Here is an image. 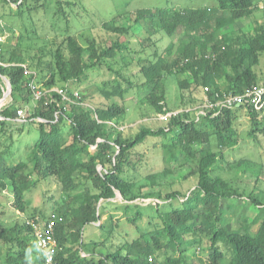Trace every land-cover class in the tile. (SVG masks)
Returning a JSON list of instances; mask_svg holds the SVG:
<instances>
[{
    "label": "trees",
    "instance_id": "obj_1",
    "mask_svg": "<svg viewBox=\"0 0 264 264\" xmlns=\"http://www.w3.org/2000/svg\"><path fill=\"white\" fill-rule=\"evenodd\" d=\"M218 2L217 11L223 16L217 19V28L249 17L255 10L254 0ZM208 10L195 8L187 11L174 7L142 9L135 13L133 24H141L150 36L159 31L174 35L179 27L186 31H201V27L208 24ZM103 27L118 36L99 44L95 38L88 39L87 48L75 37L69 36L56 47L54 65L48 63L42 68L43 63L38 60L37 68L50 73L44 83L50 86L58 82L66 84L81 80L89 70L103 66L107 58L129 49L124 41H120V37L131 32V25H116L114 19L103 23ZM3 33L0 28V34ZM211 42L212 37L207 36L202 41L196 34L191 41L178 48L174 57L171 42L166 48L167 54L158 55L155 52L153 60L140 66L139 76L151 87L146 98L156 114L174 110L166 100L165 78L168 75L189 71L192 81L179 80L181 86L196 88L208 85L211 98L216 93L242 92L246 87L258 83L254 67L259 63L260 53H264V24L260 25L255 36L245 38L247 45L243 46L238 39L225 36ZM9 45L3 46L0 41V62L5 64H0V73L9 79L13 99L2 114L11 119L19 107L25 108L33 100L26 89L28 79L21 64L35 71L37 69L27 64V58ZM209 46L212 47L210 52ZM86 52L87 61L84 57ZM127 66L128 63L120 70H113L116 74L113 79L107 77L103 80L116 87L121 99L127 92L120 83ZM115 95V92H109L106 96L112 97L113 101L96 107L65 105L66 102L61 99L58 105L47 97L33 106L29 119L41 117L46 122L38 123L39 137L31 148L28 161L13 163L5 157L4 151H0V220L9 218L10 202L13 211L26 212V193L32 176L50 178L63 191L60 195L62 205L57 210L62 219L56 223L54 230L59 264H184L188 257L185 238L200 232L210 239L205 264H221L226 256L221 250V241L231 247L229 264H264V203L257 195L241 191L240 187L234 188L228 178L212 174L219 162L226 163L227 168L231 167L232 161L224 158L223 149L238 144L240 135L237 124L243 112L248 114L252 123L248 135L256 139L258 134L264 135V116L259 118L256 111L251 108L245 110L243 106L224 108L214 115L208 113L200 120L183 112L170 116L164 126L152 128L139 125L135 132L127 135L107 122L123 125L121 118L127 107L116 100ZM81 100L85 101V97L81 96ZM58 110L61 113L55 121ZM95 114L102 122L95 118ZM66 120L70 122L67 139L61 130V123ZM8 121L12 120H0V123ZM149 137L167 139L159 144L161 154L154 152L150 156L142 149L151 141H148ZM98 138L101 141L97 142ZM94 144L97 146L92 151L90 146ZM204 145L207 146L205 150ZM151 160L159 167L151 168ZM190 161L195 163L196 187L188 194L174 190L165 192L158 180L166 179L173 173L174 162L184 166ZM235 162L250 164L252 161L241 159ZM99 166L102 167L100 171ZM83 183L87 185L80 189ZM118 194L123 206L116 205L115 208L124 210L125 215L121 217L105 208V202ZM234 197L247 198L252 201L253 207L258 208V214L253 218L245 212L236 216V221H243L241 228H235L231 217L222 207L223 199ZM140 199H157L160 202L134 204ZM176 200H181L183 206H174ZM130 209H133L132 214L129 213ZM41 214L42 221L51 215ZM103 215H106V219H103ZM88 224L105 231V237L88 240L83 231ZM123 224L133 233L120 230ZM255 226L257 228L253 230ZM0 238L7 243L6 264H44L32 235V227L26 219L0 227ZM114 238L119 241L111 248L107 244ZM103 246H106L107 252L95 251ZM34 253L37 256L34 257ZM186 264L197 263L191 261Z\"/></svg>",
    "mask_w": 264,
    "mask_h": 264
},
{
    "label": "rangeland",
    "instance_id": "obj_2",
    "mask_svg": "<svg viewBox=\"0 0 264 264\" xmlns=\"http://www.w3.org/2000/svg\"><path fill=\"white\" fill-rule=\"evenodd\" d=\"M254 2L255 10L251 16L235 20L229 25L217 28V19L223 16L221 12L217 11L218 0H25L20 5L19 3L11 4L10 2L1 1L0 28L3 29L4 33L0 34V41H2L3 46L9 44V46H14L17 53L27 58V64L29 63L31 66L36 67L37 71H40H38L39 80L44 81L50 73L48 70L42 72L40 68H37L38 60L43 63L42 68L47 66L48 63H53L54 65L55 49L67 37H75L80 44L87 48L88 39L95 38L99 44L106 43L114 36H118L106 30L103 27V23L116 19V25H131V32L120 37V41H124L129 49L118 52L113 58H107L103 66L89 70L86 77L81 80L68 81L66 84L57 83L60 86L80 91L81 96L85 97V104L91 107L110 104L113 99L112 97H107L106 94L115 92L117 96L113 97L127 107L125 115L121 118V124L124 125V130L121 131L129 135L135 132L139 125L157 128L166 125L169 120L159 119V114H156L149 105L146 95L151 91V87L139 76L140 66L153 60L155 52L158 55L167 54L166 48L171 42L174 46L172 54V57H174L178 52V48L191 41L196 34L202 41L207 36L208 38L212 37L213 42L225 36L229 37V39H238L239 42H243V46L247 45L245 44V38L255 36L260 25L264 24V0H254ZM166 7L187 11L195 8H208V24H204L201 27V31H186L185 28L179 27L178 32L174 35L159 31L151 36L141 24H133L135 13L138 10H156ZM210 51H212L211 46L208 48V52ZM84 55L87 61V52ZM126 63H128V66L123 70L125 76L120 80V83L124 89H127V92L121 99L116 87L103 80L107 79V77L110 79L116 77L113 70L124 68ZM254 70L258 76V83L264 84L263 52L260 53L259 63L255 65ZM191 77V73L187 71L177 75H168L165 78L167 104L174 110L194 106L201 100L203 96L202 86L187 88L182 87L179 82V80L183 79L192 81ZM35 105L37 103L31 99V102L25 106L28 116L32 113V108ZM69 123L67 120L61 123V130L65 139L69 136ZM250 125L252 123L248 114L243 112L237 124L240 135L238 144L232 148L223 149L224 158L232 161V165L227 168L226 163L223 162L221 164L219 162L213 169L212 174L228 178L227 180L234 188L240 187L241 191L255 194L264 203V135L258 134L257 139L250 137L248 135L251 128ZM38 126V122L33 119H27L26 122L8 121L0 123V151H4L5 157L13 163L28 161L31 148L39 137ZM153 138L149 137L148 141H151L142 147L150 156L154 152L156 155L161 154L159 144L167 140L164 137ZM153 145L156 147L154 148ZM206 147L204 145L203 149H207ZM241 159L247 161L249 159L252 162L250 164L247 162L243 164L235 162ZM149 165L154 169L159 167V164L152 160ZM172 165L173 173L166 179L158 180L164 191L174 190L184 194L191 193V190L197 185V176L194 173L195 163L190 161L184 166H180V164L174 162ZM99 169H102V167L99 166ZM30 179L31 185L26 193V212L13 211L10 206L11 202L8 203L9 218L6 217L5 220H0V227L13 225L16 220L31 219L33 215L40 218L41 212L45 215H50L53 212L57 213L58 207L61 208L60 195L63 194V191L60 185L50 178L38 179L37 176H32ZM86 185L83 183L80 189H83ZM244 201H248V203L244 204ZM105 203H107L105 208L110 209L111 213L120 217L125 215L124 210L115 208L116 205L123 206L122 198L119 194L111 201H106ZM136 203L141 202L135 201L134 204ZM147 204L149 203L144 205ZM173 204L174 206H183L181 200H176ZM222 207L226 210L228 217H231L235 228H241V223H243L242 220L236 221L237 215L245 212L247 216L253 218L258 214V208L253 207L252 201L244 197L223 199ZM234 209L235 211H233ZM145 212H147L146 208ZM129 213L132 214L133 209H130ZM103 219H106V215H103ZM256 228L257 226L253 230ZM120 230L123 232L128 231L129 234L130 232L131 234L133 233L132 229L126 228L124 224L121 225ZM83 231L88 240L90 238L100 240L105 237V231L98 230L94 224L86 225ZM185 240L186 253L188 255L186 263L195 261L197 264H205L206 256L210 251L208 235L200 232L196 235L186 236ZM118 241V238L110 239L107 245L113 248ZM219 244L221 250L226 253L221 264H229L232 256L231 247L224 245L222 241ZM6 251L7 243L0 238V264H6ZM95 251L107 252L108 249L103 246L96 248ZM167 252H170L169 249ZM33 255L34 257L37 256L35 253Z\"/></svg>",
    "mask_w": 264,
    "mask_h": 264
},
{
    "label": "built area",
    "instance_id": "obj_3",
    "mask_svg": "<svg viewBox=\"0 0 264 264\" xmlns=\"http://www.w3.org/2000/svg\"><path fill=\"white\" fill-rule=\"evenodd\" d=\"M10 2L14 4L13 0H0ZM22 0H19L17 3H21ZM13 2V3H12ZM0 64H3L0 62ZM5 65V64H3ZM25 67L26 76L28 81L26 82V89L31 94L33 101L38 103L43 98H50L51 101L57 102L59 105V99L65 101V105L69 104H81L87 106L85 101L81 100L80 91L77 89H71L70 87L60 86L58 84L46 85L44 81L39 80V75L37 71L30 69L26 64H21ZM0 89L2 91V96L0 98V120H12L14 122H26L29 119L27 111L25 108L19 107L15 111V115L11 117H6L2 114L3 110L8 107L12 102V88L9 79L0 73ZM210 86H202L203 96L198 104L190 107H184L181 109L173 110L167 113H158L159 119H169L170 116L178 115L180 113H190L195 117L196 120H200L206 114H218L224 108H237L243 106L245 110L248 108L253 109L259 114V118L264 116V84L256 83L246 87L242 92H223L222 95L216 93L214 98L209 96ZM66 108V106H65ZM61 113L60 110L55 112L56 119ZM95 118L99 122L102 120L99 119L98 115L95 114ZM33 120L39 122H46L45 118L36 117L32 118ZM108 124L118 128L119 130H124V125H117L114 121H107ZM101 141L98 138L97 142ZM97 144L91 145L90 150H95ZM99 169V167H98ZM101 169H99L100 171ZM143 204L153 203L156 204L160 202L157 199H140L136 200ZM144 201V202H142ZM62 218L58 216L57 213H51L45 221H42L39 217L26 219L27 224L32 227V235L34 236L38 251L42 254L44 259V264H59V261L56 259V250H57V240L54 236V230L56 223ZM152 258H150L151 260Z\"/></svg>",
    "mask_w": 264,
    "mask_h": 264
},
{
    "label": "clouds",
    "instance_id": "obj_4",
    "mask_svg": "<svg viewBox=\"0 0 264 264\" xmlns=\"http://www.w3.org/2000/svg\"><path fill=\"white\" fill-rule=\"evenodd\" d=\"M14 3H16V2H14Z\"/></svg>",
    "mask_w": 264,
    "mask_h": 264
}]
</instances>
